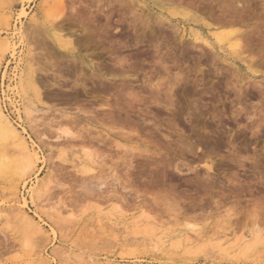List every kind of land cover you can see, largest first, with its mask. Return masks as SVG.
Returning a JSON list of instances; mask_svg holds the SVG:
<instances>
[{
  "label": "rangeland",
  "instance_id": "374dc122",
  "mask_svg": "<svg viewBox=\"0 0 264 264\" xmlns=\"http://www.w3.org/2000/svg\"><path fill=\"white\" fill-rule=\"evenodd\" d=\"M221 1L62 0L57 8L58 0H0V40L16 48L17 71L30 47L37 52V111L22 126L47 157L27 169L17 197L32 215L30 191L48 175L41 213L59 246L53 251L16 210H0V264H37V247L54 264L134 256L136 264H264L263 244L239 255L249 232L264 236V1L240 0L237 9ZM49 9L61 11L73 52L53 38ZM192 28L211 44L194 41ZM223 28L244 29L245 54L213 42ZM0 143L2 205L30 160ZM75 160L93 170L83 173ZM157 235L160 251L144 245ZM217 242L232 255L215 251Z\"/></svg>",
  "mask_w": 264,
  "mask_h": 264
},
{
  "label": "bare ground",
  "instance_id": "6f19581e",
  "mask_svg": "<svg viewBox=\"0 0 264 264\" xmlns=\"http://www.w3.org/2000/svg\"><path fill=\"white\" fill-rule=\"evenodd\" d=\"M17 1L21 2V0H10V3H8V6L11 3L17 2ZM239 1L240 0H232V1H230L232 8L234 7L233 5H235V4L232 5V3H236V5H235V8H236V6L238 5L237 3ZM262 1H264V0H262ZM61 2H62V0H58V2L55 3L54 5L57 7V5H59L58 3H61ZM224 3H226V2H224ZM59 6L57 8H59ZM242 7H243V5H242ZM61 8H62V6H61ZM239 8H241V7L239 6ZM7 9L4 10L3 13H1V15H2L1 21H2L4 26L8 25V22L10 21L9 19L11 18L10 11H7ZM47 11H48V13H46V16H49V17L53 18V20L56 19L55 22L54 21L53 22L50 21L52 23H49L50 24V29H54L55 30L54 32H51L52 35H53V38L57 42L60 43L59 45L61 46V48L67 49L70 52H73L75 48L72 45V42H71L72 40H70L69 37H64V34H60L63 30L60 31L61 30V25L59 24L60 22L57 20V18L61 15V11H59V9H58V11H55V9H54V12H56V13H52V14L50 13V11H52V10L49 9V10H46L45 12H47ZM21 13H22L23 17H27L29 15L27 10H23ZM173 13H174V16L177 14L175 12H173ZM231 22H233V21L230 20L229 23H231ZM235 23H236V21H234V24ZM223 24H225V23H223ZM223 24H221V25L223 26ZM209 26H210V24L207 25V27H209ZM24 28H25V30L27 29L26 31L28 32V28L26 26H24ZM232 28H230V29H224L223 28V30L219 29L220 31H218V30L212 31L211 35H210L211 37L210 36L209 37L213 38V42H216V43H218L221 46L226 44L227 45L226 47H228L230 49V52L235 53L234 54L235 56H236V54L238 56L241 55V54L243 55L244 50L247 49V48L244 49L243 47H245V46L242 45V41H243L242 38L246 37L244 35L245 31H244V29L240 30L239 28L238 29H232ZM183 31H182V33H183ZM55 32H58V34L55 33ZM189 32L192 34V37H193L194 41H198V42L202 41L205 44H211L210 43L211 41H209L208 38L204 37L203 33L200 30L192 28V29L189 30ZM13 45H15V44L13 43ZM10 47H12V48L10 49ZM9 49H10L11 52L12 51H16V48L15 47L13 48V46L11 44V40H9L8 38L0 40V71H1V68H2L1 64H3L2 61L4 60L5 55L8 54L7 52H9L8 51ZM28 51H29V54H27V55H25L24 57L21 58L23 60L22 61L23 65H22L20 71L19 72L17 71L18 73H16L17 80H16V83H15V88H16V92H17L18 96L20 97V103L18 104V106L13 105L11 102L9 103V104H11L12 107H14V109H12L13 117L5 112V110H4V108H3L2 104H1V101H0V142L2 140L3 141L4 140L11 141V143H13L16 146H18L19 148H21V150L27 154V157L29 158L30 161H29L28 165H26L24 168H20L15 173V176L17 178V183H16V186H14L13 190H12V193L13 194L15 193V195L12 197V199H10L9 201H7L4 204L0 205V210H8V211H11V212L13 210L14 211L16 210L17 211L16 217H17L19 222L20 221L25 222L29 226V229H34L37 232H40L41 234H44V235H46V237L50 238V236L52 234L55 235V230L46 221H44L42 215L45 214V213H43V212L41 213V209L43 211V208L46 207L45 206L46 203H44V202L48 201L47 200V196H48V192H49V188H50L49 187L50 186L49 185L50 184V179H49L48 175L43 177V179L39 183H37L35 186L32 187V191H30L31 193L29 195L30 196L29 198L31 199L32 206L35 207V210L32 212V215H30L28 213V211L25 210L26 209L25 207L27 205L26 204L27 203L26 199L22 198V197L21 198L17 197L19 195V194L17 195V190L19 189L18 183L22 182V184L24 186V184L27 182L26 179L29 176V174L27 173V169L35 167L36 164L39 161H41L42 163H45V162L47 163L46 155H44L42 150H40L38 148L36 142L31 138V136H30L29 132L27 131V129L23 127L24 125L22 126L23 123H25L28 126L32 125L31 124L32 123V119L35 117V113L37 111L36 100L40 96V92H39L38 87H37V77H38L37 67L34 66V64L31 62V58H30L31 56L36 55L37 52H35L33 50V48H31V47H30V49ZM11 56L16 57L14 52L11 53ZM16 65H17V63L15 64V66ZM64 132H66V130ZM26 134L28 136H26ZM59 155H61V156L64 155L65 156L66 153L62 152ZM87 157H89V156H87ZM87 159H90V158H87ZM3 160H7V155H6V153L2 152V156L0 155V165L2 164ZM81 161L82 160H80V162H78V163H80V165L82 166L81 170H82L83 173H87V172H90L91 170H93L90 166H88V164H87L88 162L86 164L82 165ZM75 163H77V161ZM49 208L53 209L50 206H49ZM113 209H115V208L113 207ZM0 212H3V211H0ZM44 212H45V210H44ZM141 215H143V214H141ZM141 215L139 217H141ZM67 216H68V219H70V222H71L73 217H74L73 213H69V214H67ZM0 217H1V213H0ZM145 218H143V219H145ZM136 219H137V217H136ZM133 224H134V222H133ZM135 225H134V227H135ZM46 227H48L49 229H47ZM144 227L146 229H148L149 233L150 232H152V233L154 232L148 226L147 227L144 226ZM259 231L252 230L251 232H249V235L252 236L251 237L252 239L250 241L242 242V244L241 243L239 244L240 245L239 255L241 257H244V258L248 257L250 255V252L256 251V249H257L256 247L258 245H260V244L264 245V236L261 235L262 233H260ZM160 236L158 237V235H157V237L154 240L152 238L149 239V242H147L144 245H153V248H154L155 251H157L158 249L160 251L161 247L159 248V245L163 243L162 237H160ZM245 238H246V236H242L240 241H245V240H243ZM21 239L23 240V237ZM187 239H188V237H187ZM124 240H126V239L124 238ZM184 240H186V238ZM54 241H55L54 237L50 238V243L52 245L53 251L57 250V248H59V246L58 247L55 246V242ZM118 241H119V239H118ZM23 242L25 243V245L29 244V241L27 239L23 240ZM145 242L143 241V243H145ZM212 246L211 247L214 248L215 251L225 254V257H224L225 259L229 255H232V254H230L229 247L227 248L226 246H223L220 242H217V243H215ZM231 246H234V244L231 245ZM193 251H196V249L193 250ZM199 251H201V249H199ZM189 253H191V252H189ZM262 253H264V249L262 250ZM32 254L33 255H37V259H36L38 261L37 264H54V262H55V259L52 256L47 255V253H46V255L44 254L43 248L37 247L35 250H33ZM233 256H234V254H233ZM240 256L238 257V259L241 258ZM238 259H236V260H238ZM138 260H140V258L138 256H134L132 258H125L124 257V258H119V259L110 258L103 264H127L125 262H131L132 264H136ZM191 264H193V263H191ZM201 264H221V263L219 261H212V260L205 259L203 262H201Z\"/></svg>",
  "mask_w": 264,
  "mask_h": 264
},
{
  "label": "built area",
  "instance_id": "2783aa9c",
  "mask_svg": "<svg viewBox=\"0 0 264 264\" xmlns=\"http://www.w3.org/2000/svg\"><path fill=\"white\" fill-rule=\"evenodd\" d=\"M15 64L16 57H13L9 54L8 58L3 62L0 71V101L5 112L12 117V109H14V107H12L9 103L11 102L13 105L18 106L20 101L15 88V83L17 80V68Z\"/></svg>",
  "mask_w": 264,
  "mask_h": 264
}]
</instances>
